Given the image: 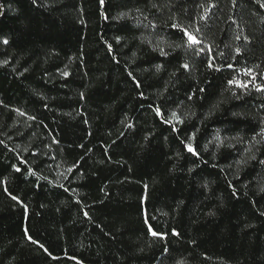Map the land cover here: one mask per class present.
Returning <instances> with one entry per match:
<instances>
[{"label":"trees","instance_id":"1","mask_svg":"<svg viewBox=\"0 0 264 264\" xmlns=\"http://www.w3.org/2000/svg\"><path fill=\"white\" fill-rule=\"evenodd\" d=\"M262 4L0 0V264H264Z\"/></svg>","mask_w":264,"mask_h":264},{"label":"snow or ice","instance_id":"2","mask_svg":"<svg viewBox=\"0 0 264 264\" xmlns=\"http://www.w3.org/2000/svg\"><path fill=\"white\" fill-rule=\"evenodd\" d=\"M101 2H103V0H101ZM262 7H264V4L261 5ZM185 35L188 36V40L191 44H196L199 43V41L196 40V38L194 36H192L191 34L187 33V31L185 30ZM5 43H7V41H5ZM204 49H200V51H203ZM210 67L212 66L211 64L209 65ZM183 67L187 68L188 65L185 64L183 65ZM157 70H159V66H157ZM65 75H67V73H65ZM230 84L233 83V81H229ZM239 86V85H238ZM173 116L175 117V113H173ZM188 150L189 151H193V149L191 148V146H188ZM15 199V197H13ZM153 235H157V233L153 232ZM30 238V237H29Z\"/></svg>","mask_w":264,"mask_h":264}]
</instances>
